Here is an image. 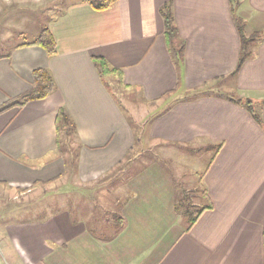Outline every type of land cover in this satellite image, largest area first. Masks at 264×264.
<instances>
[{"label": "crops", "instance_id": "0c3cea01", "mask_svg": "<svg viewBox=\"0 0 264 264\" xmlns=\"http://www.w3.org/2000/svg\"><path fill=\"white\" fill-rule=\"evenodd\" d=\"M52 1L57 4V0H0V43L11 40L8 35L29 31L24 26L28 17ZM89 2L67 4L37 33L35 27L31 41L12 42L0 53V105L31 87L34 69H48L55 83L45 98L0 113V187L32 191L61 179L66 164L55 120L63 108L75 126L78 180L90 187L128 170L129 180L119 188L124 201L131 203L114 215L115 220H123L124 212L134 216L137 226L124 224L107 244L94 239L84 218H73L68 209L3 223L4 212L11 218V211L2 210L5 198L0 201V244L6 255L12 263L18 259V264H264V40L249 46L250 55L231 75L240 48L235 17L244 22L247 33L263 29L264 0H117L102 11ZM166 4L185 44L179 69L166 45L161 15ZM43 28L53 36L54 55L31 44ZM95 57L119 69L121 83L118 73L103 76ZM107 77L152 107V115L145 119L146 141L137 140L117 96L107 87ZM221 88L236 95L215 92ZM230 98L263 102L261 124ZM144 106L125 107L137 116ZM141 141L147 146L161 144L169 154L189 145L221 144L201 172L193 171L195 181L187 178L192 194L199 193L202 185L206 189L198 203L190 198L188 207L211 208L159 249H136L133 242L144 238L154 245L164 240L172 222L184 212L178 209L181 200L173 186L172 190L169 183L151 187L153 180L148 178L167 176L159 165H143L146 153L136 151L143 148ZM186 160L190 162L189 157ZM149 190L167 194L165 208L159 206L154 216L133 214L136 206L143 210L140 203L147 209L158 205L157 199L151 204L143 201L141 194ZM38 202L28 207L37 209ZM173 209L178 213L175 219ZM113 247L118 256L110 251ZM144 250L151 251L139 261Z\"/></svg>", "mask_w": 264, "mask_h": 264}, {"label": "rangeland", "instance_id": "374dc122", "mask_svg": "<svg viewBox=\"0 0 264 264\" xmlns=\"http://www.w3.org/2000/svg\"><path fill=\"white\" fill-rule=\"evenodd\" d=\"M76 1L77 0H57V4L56 2L52 1L48 4L42 5L41 13H39V11H36L35 17H28V22L25 21V29H29V31H23V33H16V35H12L13 37H11V35H8L11 40H7L5 43H0V53H2L3 50L8 51V46L11 45L12 42L14 43L21 41H31L32 33L35 27V32L37 33L41 27H45L48 25V22L53 15H58L61 10H64L66 8L67 4ZM50 7H52L51 11L48 10V8ZM244 31L247 35L248 33L250 34V32L247 33L245 27ZM104 80L107 84V87L110 86V88L117 96L121 109H123V111L125 112L128 121L135 132L137 140L143 139L146 141V133L149 125L147 122H145V119L152 115V107L149 108L147 106L142 105L143 100L141 96L135 91L124 90L118 87L116 82L112 81V77H107ZM215 92L228 97L236 95L232 92V90H228L226 88H221V90L216 89ZM126 104H136L138 105V107L144 106V108L143 110L138 109V115L135 116L136 112L131 113L129 109H126ZM141 118L144 119L141 121ZM141 126L143 127V132L139 133ZM70 137L71 139H67L62 136L61 143L59 146L62 153L61 156L66 164V172L62 175L61 179L59 178V180H55V183H53V181V184L48 183L50 185H45L46 187H44L43 184H39L37 187L31 189L32 191H21L24 193L14 190L10 191L5 187H0V201H3L5 198L8 199H5L3 201L2 210L3 212L11 211V218H7L8 215L6 214V212H4L3 216L1 217V219H3L2 222L4 223L6 221H9L10 219H34L35 217L41 215L40 213H47L49 211L53 212L57 209H68L73 218H77L78 216H80V218H84V221L87 223L88 228L90 230L89 232L94 239L100 242L105 241L108 244L112 242V238L118 236L124 224L126 225L125 228L127 226L131 228H135L137 226L133 223L134 216L126 215L124 212L123 220H115L116 215H114L115 211H118L119 213L122 212L121 207H123L124 204L131 203H129L128 201H124L125 195L121 193V188H119L121 187V184H123V182L125 183L127 180H129L127 176L128 170L127 174L122 173L119 178L105 181L97 180L96 182H93V184H91L92 186L87 187L86 185L85 187V185H83L78 180L76 171V164L79 153L77 146L78 142L76 141L77 139L75 140L74 135H70ZM141 145L143 146V148L141 150L137 149L136 151H143L146 153L144 156L143 165L149 164L151 162L154 165H159L167 176V179L161 178V176H158L159 178L156 179H154L155 177L148 178L153 181L155 180V184L152 185L153 181L150 183L151 187L154 189L162 188L164 186H167V184L169 183L170 190H172L173 186L175 190H177V194L180 197V200H185L183 202L184 206H180L178 208L180 211L186 209L185 207L188 206L190 198H192L193 202L198 203L199 196L202 195L203 191L200 189L201 191L195 194H192V191H188L189 188L192 187H190L189 180L187 178H190L191 180L195 181L194 176L192 174L193 171L201 172L205 167L206 163L209 161L212 154L214 153V150L201 149L206 146L189 145L184 146L188 147V149L185 151L175 148V152L169 154L165 146L161 144H153L147 146V144H143L141 141ZM198 150L199 152H197ZM190 152H193L194 155H190ZM187 157H189L190 162L186 160ZM155 173H157V171ZM184 178H186L187 180H185ZM93 187L95 189H93ZM83 188L84 192H81V190L83 191ZM150 190L146 193L141 194L143 197V201H145L147 204H151L153 203V200L157 199L158 205H156L153 209L151 208V206H149V209H147V207H145L143 203H140V208H143V210H138L136 206V209H132L133 214L140 215V213H143L144 216L145 213H148L154 216L159 206L165 208V204L167 202H165L166 199L164 197H166L167 194H159L160 192H158V190L156 191V193H153L150 192ZM35 200L36 202H40H38L37 209L34 208L32 210L30 206V208L28 207V203L35 202ZM73 202L77 203L73 206L71 205ZM15 204L20 205V209L15 208ZM23 204H25V209L22 207ZM172 214L174 215V219L178 215L175 210ZM180 214L178 216L177 221L175 220L172 222L171 220V222L174 224L170 225L169 234L163 235L164 240L158 241L157 243H154V245H152L153 242H149V240L145 241L144 238L142 240L138 238L137 241L133 242L136 249H144L145 246H152L153 249H159L163 248V246L165 245H169L171 243L170 241L174 238V236L178 235L181 231H183V229H186L190 223L186 216H182V212H180ZM98 218H100V221L97 220ZM101 219L103 220L102 222ZM96 220L99 222H97ZM164 221L168 223V219ZM165 226L166 225H161L160 227L165 228ZM138 228H141V226H138ZM127 235H130V233H128ZM133 236L135 235L133 234ZM139 236L142 235L139 234ZM115 250V247H113L110 251L115 252ZM106 251L108 252V246L104 249L105 253ZM149 251L144 250L143 253L137 256V259L139 261L141 259H144L143 257L146 256ZM115 254L116 256H118L117 252H115ZM120 257L122 256H119V258ZM3 262L7 264H18V259H15L14 263H12V261L6 255L3 247L0 244V263Z\"/></svg>", "mask_w": 264, "mask_h": 264}, {"label": "trees", "instance_id": "16d2710c", "mask_svg": "<svg viewBox=\"0 0 264 264\" xmlns=\"http://www.w3.org/2000/svg\"><path fill=\"white\" fill-rule=\"evenodd\" d=\"M117 0H90V6L97 10L102 11L110 8ZM161 15L163 17L164 23V35L166 40L167 49L170 53L172 58L173 64L176 69H179L180 62L183 59L184 55V41L179 37L177 27L174 22V18L171 12V7L169 4H166L161 9ZM236 27L240 37V48H239V57L235 69L233 70L231 75H235L236 72L241 67L243 61L250 55L249 46L252 45L257 40H264V28L261 30L254 31L247 35L244 31L245 24L242 20L235 17ZM31 44H36L41 46L48 55H54L56 53V46L53 36L51 35L50 31L47 28H43L37 39L32 42ZM95 65L97 66L99 72L103 75L111 74V73H118L119 75V82L121 83V73L119 69L110 68L108 63L105 59L101 57L94 58ZM55 83L54 80L46 68H37L32 71V84L31 87L21 93L20 95L9 99L7 102L0 105V113L12 108H21L25 104L30 101L40 100L45 98L51 91L54 89ZM230 100L244 106L246 110L249 111L252 118L259 124H261V116H260V109L261 104L263 102H256L253 103L249 99H232ZM55 127L57 131V136L59 137L57 144L58 147L60 146L61 139L60 137L63 136L64 138L71 139L70 135H74L75 126L68 115V113L63 109L60 108L56 120H55ZM221 147V144L206 146L201 149H213L214 152L217 151ZM199 151V150H198ZM44 183V182H43ZM202 185V184H201ZM203 193H206V189L202 185ZM182 200L179 202L180 206H184ZM186 209L183 210L184 216L189 220L190 227L199 217L200 213L207 208H211V206H201L198 208H189L188 206L185 207ZM188 229V228H187Z\"/></svg>", "mask_w": 264, "mask_h": 264}, {"label": "built area", "instance_id": "2783aa9c", "mask_svg": "<svg viewBox=\"0 0 264 264\" xmlns=\"http://www.w3.org/2000/svg\"><path fill=\"white\" fill-rule=\"evenodd\" d=\"M0 264H7V263L3 262V263H0Z\"/></svg>", "mask_w": 264, "mask_h": 264}]
</instances>
